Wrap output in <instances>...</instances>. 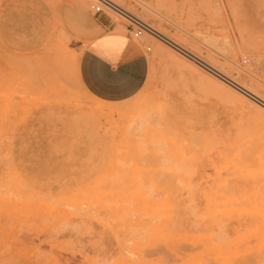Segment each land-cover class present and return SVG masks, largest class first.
<instances>
[{
    "label": "rangeland",
    "instance_id": "1",
    "mask_svg": "<svg viewBox=\"0 0 264 264\" xmlns=\"http://www.w3.org/2000/svg\"><path fill=\"white\" fill-rule=\"evenodd\" d=\"M162 1L125 7L178 40L194 32L180 44L264 100V0ZM98 5L0 0V264H264V106ZM114 29L99 45L123 34L149 71L110 104L77 62Z\"/></svg>",
    "mask_w": 264,
    "mask_h": 264
},
{
    "label": "crops",
    "instance_id": "2",
    "mask_svg": "<svg viewBox=\"0 0 264 264\" xmlns=\"http://www.w3.org/2000/svg\"><path fill=\"white\" fill-rule=\"evenodd\" d=\"M112 30L93 40L78 59V81L86 93L103 103H121L133 98L148 78L149 60L139 47L124 36L118 46L104 49L99 44L115 39Z\"/></svg>",
    "mask_w": 264,
    "mask_h": 264
},
{
    "label": "bare ground",
    "instance_id": "3",
    "mask_svg": "<svg viewBox=\"0 0 264 264\" xmlns=\"http://www.w3.org/2000/svg\"><path fill=\"white\" fill-rule=\"evenodd\" d=\"M74 1V4H76V5H81V6H83V5H86L88 2H90L91 0H73ZM94 1H99V0H94ZM109 5H105V7H107V8H110V9H113V11H115L116 13L118 12L121 16H123V17H125L128 21H140L138 18H136V17H134V13H132V11H130L128 8H126L125 7V1L126 0H105ZM137 1V0H136ZM164 1V0H163ZM162 1V2H163ZM140 2V1H139ZM166 2V1H165ZM141 4V3H140ZM162 3H160L159 5H161ZM217 4V3H216ZM218 5V4H217ZM160 7V6H159ZM154 8L153 6H149V5H146V4H143V8H142V12H144V13H148V14H150L151 16H153L154 18H156L157 20H158V22L159 23H163V22H168L169 21V19H168V17L165 15V14H163L159 9L160 8ZM177 7V6H176ZM132 10V9H131ZM169 11V10H168ZM147 14V15H148ZM140 22H142V21H140ZM144 23V22H143ZM117 25V24H116ZM148 26V25H147ZM212 27V26H211ZM148 28H149V30H150V34H151V36H154V37H156V39H158V41H161V42H163V43H165V44H163V45H168L169 47H172V49H174L175 51H177V53L179 52V53H181L182 55H184V56H186L187 58H189L188 60H193L195 63H197L199 66H201V67H203L205 70H207V71H209L211 74H213V75H215V76H217L218 78H220L222 81H224V83H227L228 85H230V86H232V87H234L235 89H237L238 91H240L241 93H243L245 96H247L248 98H251V99H253L254 101H256L258 104H260V105H262V106H264V100L262 99V98H260L259 96H257L256 95V93L253 91V90H251V89H249V88H245L244 86H241V85H239L238 83H236L234 80H232L231 78H229V77H227V76H225L224 74H222L221 72H219L218 70H216L213 66H212V64H209L208 62H205L202 58H200V57H198L197 55H195L193 52H191V51H189L188 49H186L184 46H182V44H180L181 42V40L182 41H186L188 38L189 39H192V40H194V41H197V40H199L197 37H196V34H194V32L193 33H190V32H188V31H186V30H184L183 28L182 29H180V30H182V31H184V34H181V33H176V36L180 39V40H178V39H176V38H174V37H172V36H169V35H167V34H165L164 32H162L160 29H155V28H153V27H150V26H148ZM176 28H177V26H176ZM120 29L121 30H117L116 29V31H118V32H121L122 30H124L123 29V27L122 26H120ZM115 30V29H114ZM211 30V29H210ZM213 30V29H212ZM181 31V32H182ZM200 31V30H199ZM183 33V32H182ZM198 35V34H197ZM201 36H203V35H201ZM212 36V35H211ZM214 37V36H213ZM203 38H204V36H203ZM217 38V37H216ZM201 39V38H200ZM204 40V39H203ZM207 40V39H206ZM209 40V39H208ZM213 40V39H212ZM188 41V40H187ZM214 41H217V40H214ZM160 42V43H161ZM198 42H200V41H198ZM203 42V41H202ZM210 42V41H209ZM191 43V42H190ZM206 42H204V44H205ZM201 44V43H200ZM209 44V43H208ZM214 44H216V43H214ZM156 45V44H155ZM195 46V45H194ZM208 46V45H207ZM191 47V46H190ZM212 47H213V45H212ZM154 48H155V52H156V54L157 55H164V53L166 52V50L164 49V48H162L161 46H159V45H156V46H154ZM219 48V47H218ZM171 49V48H170ZM196 49V48H195ZM215 50V49H214ZM168 53V52H167ZM169 54V53H168ZM185 58V57H184ZM207 58L209 59V61H211V62H213L214 60H213V58L211 57V55H208L207 56ZM79 59V58H78ZM190 60V61H191ZM219 63V62H218ZM77 65H78V62H77ZM78 71V70H77ZM226 73V72H225ZM237 73V72H236ZM248 74V73H247ZM246 77V76H245ZM248 78V77H247ZM220 80V81H221ZM237 80V79H236ZM244 80H245V78H244ZM252 85V84H251ZM226 86V85H225ZM229 86V87H230ZM259 86H261V85H259ZM228 90V89H227ZM259 91V90H258ZM240 93V94H241ZM141 94V93H140ZM229 94V93H228ZM231 97H233V96H231ZM250 101V100H249ZM253 105V104H252ZM258 106V105H257ZM262 110V109H261ZM90 112L92 113V114H95L94 113V111L93 110H90ZM158 113H160V112H157V115H158ZM155 116V115H154ZM153 119V118H152ZM94 127V126H93ZM134 129V128H133ZM6 130V129H5ZM248 130V129H247ZM131 131V130H130ZM129 132V131H128ZM132 132H133V130H132ZM137 132V131H136ZM135 132V133H136ZM256 132V131H255ZM104 133V132H103ZM129 134V133H128ZM192 134V133H191ZM138 135H139V132H138ZM260 135V134H259ZM261 137L263 136L262 134L260 135ZM195 137V136H194ZM136 141V140H135ZM175 141V140H174ZM162 143H157V148L158 147H160V148H162L161 146H159V145H161ZM139 145V144H138ZM143 145V144H142ZM143 146H146V143L143 145ZM142 146V147H143ZM149 146V145H148ZM152 146V145H151ZM183 146V145H182ZM147 147V146H146ZM185 147V146H184ZM184 147H182V148H184ZM145 148V147H144ZM156 148V149H157ZM147 149V148H146ZM149 156V155H148ZM149 158H151L150 156L148 157V159ZM118 159V158H117ZM156 159V158H155ZM170 159V158H169ZM146 160V159H145ZM144 160V161H145ZM158 160H159V158H158ZM160 160H162V158H160ZM159 160V161H160ZM126 161V160H125ZM133 161V160H132ZM143 161V160H142ZM142 161H141V163H142ZM157 161V160H156ZM127 162V161H126ZM146 163H147V160H146ZM143 165L145 164V162H143L142 163ZM141 165V164H140ZM145 166V165H144ZM128 168V167H127ZM112 169V168H111ZM129 169V168H128ZM133 170V169H132ZM145 171V170H144ZM133 172H134V170H133ZM157 173V174H156ZM158 171L157 172H155V175H156V177H157V175H158ZM131 174V173H130ZM134 174V173H133ZM137 176H138V174H137ZM161 176V175H160ZM165 176V175H164ZM170 176H172V175H170ZM162 177V176H161ZM133 178H134V176H133ZM138 178H139V176H138ZM163 178V177H162ZM162 178H160V180H158L159 182H160V184H158V185H161V184H163L162 182H164V181H162ZM75 180V179H74ZM146 180V179H145ZM173 180V179H172ZM103 182V181H102ZM167 182H168V180H167ZM173 184V183H172ZM102 185V184H101ZM143 185H144V183H143ZM30 186V185H29ZM143 187V186H142ZM151 187H152V184H151ZM174 188V187H173ZM115 189V188H114ZM150 189V188H149ZM75 191V190H74ZM140 191H142V190H140ZM150 191V190H149ZM155 192V191H154ZM173 192H175V191H173ZM83 193V192H82ZM185 193H186V190H185ZM184 193V194H185ZM90 194V193H89ZM154 194V193H153ZM159 194V193H158ZM179 194V193H178ZM91 195V194H90ZM132 195V194H131ZM134 197V196H133ZM97 198V197H96ZM95 198V199H96ZM110 198V197H109ZM94 199V198H93ZM94 199V200H95ZM195 199V198H194ZM97 200V199H96ZM138 201V200H137ZM183 201H184V199H183ZM192 201V200H191ZM47 202V201H46ZM185 202V201H184ZM188 202V201H187ZM51 203V202H50ZM141 203V202H140ZM175 203V202H174ZM178 203V202H177ZM87 204V203H86ZM94 204V203H93ZM127 204V203H126ZM89 205V204H88ZM95 205V204H94ZM195 205V204H194ZM138 207V206H137ZM95 208H96V206H95ZM181 208V207H180ZM179 208V209H180ZM91 209V208H90ZM175 209V208H174ZM179 209H177L178 211H180ZM143 210H144V207H143ZM176 210V209H175ZM105 211V210H104ZM178 211H175V215H177V214H179L180 215V213H178ZM86 213H89V211L88 212H86ZM92 213V212H91ZM94 213V212H93ZM177 213V214H176ZM184 213H186V212H184ZM188 213V212H187ZM186 213V214H187ZM204 213H205V211H204ZM130 215V214H129ZM187 216H188V214H187ZM115 218V217H114ZM96 219V218H95ZM146 220V219H145ZM144 220V221H145ZM186 222H188V219H187V221ZM206 222V220L204 221V223ZM173 223V222H172ZM183 223V221H181V223L180 224H182ZM194 223H195V221H194ZM184 224L186 225V223H185V221H184ZM191 224L192 223H190V227L192 228L193 226H191ZM172 225H174V224H172ZM198 225V224H197ZM202 225V224H201ZM200 225V226H201ZM180 226V225H179ZM182 226V225H181ZM187 227H188V225H186ZM176 227V226H175ZM184 227V226H183ZM172 228V227H171ZM182 228V227H181ZM203 229H201L202 231L204 230V226L202 227ZM169 229V228H168ZM183 229V228H182ZM194 229H196L195 227L193 228V230ZM148 230H150L149 228H148ZM176 230H179L178 229V226H177V229ZM175 230V231H176ZM197 230V229H196ZM207 230V229H206ZM151 231V230H150ZM188 231H190V229L188 230ZM187 231V232H188ZM200 231V230H199ZM172 232V231H171ZM191 232H192V230H191ZM194 232V231H193ZM152 233V232H151ZM194 233H196V231L194 232ZM205 233V232H204ZM207 234V233H206ZM156 235V234H155ZM161 237V236H160ZM163 237V236H162ZM218 238V237H217ZM223 239V238H222ZM144 241V240H143ZM214 241V240H213ZM217 241V240H216ZM185 245V244H184ZM181 247H183L184 248V246H181ZM180 247V248H181ZM197 248V247H196ZM157 249H159V248H157ZM185 249H186V247H185ZM198 249V248H197ZM165 250V249H164ZM196 250V249H195ZM204 250V249H203ZM160 251V250H159ZM167 252V251H166ZM162 253V252H161ZM172 253V252H171ZM174 253V252H173ZM200 253V252H199ZM130 255L132 256V254L130 253ZM130 255H128V256H130ZM152 255H154V254H152ZM126 256V255H125ZM148 256H149V254H148ZM151 256V255H150ZM133 257V256H132ZM131 257V258H132ZM137 260V259H136ZM178 260V259H177ZM169 261H170V259H169ZM179 261V260H178ZM138 262H139V260H138ZM185 262V261H184ZM161 263V262H160ZM164 263V262H163ZM168 264H169V262H167ZM144 264V263H143ZM171 264V263H170Z\"/></svg>",
    "mask_w": 264,
    "mask_h": 264
},
{
    "label": "built area",
    "instance_id": "4",
    "mask_svg": "<svg viewBox=\"0 0 264 264\" xmlns=\"http://www.w3.org/2000/svg\"><path fill=\"white\" fill-rule=\"evenodd\" d=\"M97 3L99 5L94 7L95 14L102 12V6L105 7V5H109L105 0H99L97 1ZM131 24L137 28V31H135L133 34L135 38H139L142 35V33H146V31L150 32L148 26L140 21H133L131 22Z\"/></svg>",
    "mask_w": 264,
    "mask_h": 264
}]
</instances>
